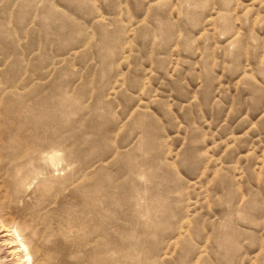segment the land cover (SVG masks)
<instances>
[{
  "label": "rangeland",
  "instance_id": "1",
  "mask_svg": "<svg viewBox=\"0 0 264 264\" xmlns=\"http://www.w3.org/2000/svg\"><path fill=\"white\" fill-rule=\"evenodd\" d=\"M0 221L33 264H264V0H0Z\"/></svg>",
  "mask_w": 264,
  "mask_h": 264
},
{
  "label": "bare ground",
  "instance_id": "2",
  "mask_svg": "<svg viewBox=\"0 0 264 264\" xmlns=\"http://www.w3.org/2000/svg\"><path fill=\"white\" fill-rule=\"evenodd\" d=\"M0 224V242L7 243L9 249L8 255L0 258V261L3 262L1 264H33L29 248L19 230L14 226L9 227L3 222Z\"/></svg>",
  "mask_w": 264,
  "mask_h": 264
}]
</instances>
